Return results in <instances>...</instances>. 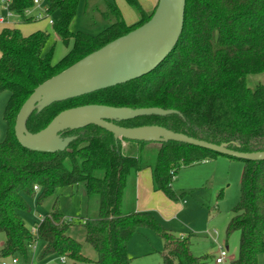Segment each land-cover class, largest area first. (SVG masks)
Returning <instances> with one entry per match:
<instances>
[{"label": "trees", "instance_id": "16d2710c", "mask_svg": "<svg viewBox=\"0 0 264 264\" xmlns=\"http://www.w3.org/2000/svg\"><path fill=\"white\" fill-rule=\"evenodd\" d=\"M46 1L47 12H59L52 23L55 32L65 45L72 40L57 63L51 60V50L44 51L47 32L23 35L16 27L0 31V92H9L2 116L5 135L0 137V232L5 236L0 256L17 255L25 260L31 246L41 241V256L57 254L59 260L64 256L74 264H132L128 240L140 228H150L164 240V264H199L200 258L190 252L188 237L174 235L150 211H124L122 200L130 177L146 166L152 169L154 189L176 199L171 183L178 168L221 154L167 141L158 143L151 161L142 155L148 142L123 140L138 146L137 155H127L121 140L96 125L63 131V137H73L63 151H33L16 140V114L38 84L140 26L154 11H145L138 0H125L138 16L128 24L117 5L106 1L114 21L89 34L69 30L79 0ZM31 5L32 0H11L8 9L30 20L33 17H26L25 12ZM259 73H264V0H186L178 42L153 70L115 86L53 102L40 111L35 109L25 124L34 133L60 111L85 104L159 107L175 112L114 122L125 127L159 125L214 144L227 143L230 149L241 152L264 150V84H248V77ZM242 161L239 198L226 227L227 233L239 232L238 253L230 264H264V160ZM78 183L98 201L94 217L78 218L85 241L95 250L94 260L83 254L81 243L68 233L74 219L64 217L55 205L34 226L35 231L20 215L21 210L29 209L26 197L36 191V205H41L58 187Z\"/></svg>", "mask_w": 264, "mask_h": 264}, {"label": "rangeland", "instance_id": "374dc122", "mask_svg": "<svg viewBox=\"0 0 264 264\" xmlns=\"http://www.w3.org/2000/svg\"><path fill=\"white\" fill-rule=\"evenodd\" d=\"M106 1L114 2L117 5L126 23L131 24L136 21L137 13L125 0H79L69 30L96 34L113 22L114 16ZM138 1L143 9H152V0ZM47 6L46 0H40L38 5H31L25 12L26 17L32 18L29 15L34 16L30 20H24L20 15L12 14L10 23L0 24V31L6 27H16L23 35L38 30L47 32L49 36L44 51L51 50V60L53 63H57L69 50L72 40H69L68 45H65L55 32L49 19H52L54 23L58 19L59 12L57 10L45 12ZM6 12V10L0 9V16L6 15ZM256 83L264 84V73L248 77L249 86L253 87ZM8 96L7 90L0 92L1 138L5 135L6 126L2 116ZM126 142L128 145H132L131 142ZM122 145L124 146V143ZM158 148L157 142H148L143 145L142 155L144 159L153 161ZM242 169V159L230 158L225 155H218L207 161L188 166H180L171 183V187L177 195L176 199H170L163 193L164 198H168L166 202H169L171 210L175 213L170 216L169 220H161L158 214L149 210L174 235L188 237L190 252L192 256L200 258L199 264H217L215 257L219 254V247L221 246L227 247L228 252V257L222 264H230L231 258L237 256L239 232L227 233L226 227L232 216V208L239 198ZM130 181L131 178L124 190L122 200L124 211L130 210L133 204L132 183L130 184ZM37 193L36 191L33 195L26 197L29 209L20 211L25 225L31 229L55 205V208L64 217L74 219V224L69 228L68 233L81 243L83 254L94 260L96 258L95 250L85 241V230L78 218L96 215L97 197L88 196L83 183L58 187L55 193L48 196L41 205H36ZM157 205L165 208L164 203ZM4 239V234L0 232V247ZM42 245L41 241L36 242L34 248L29 249V254L25 260L21 256L15 255L14 257L18 260L17 264H74L70 259L61 262L57 254L41 256ZM163 247V238L154 230L140 228L129 238L127 253L132 258V264H164L161 256ZM11 259L12 256H0V263L3 260L10 262ZM88 264L95 263L92 261Z\"/></svg>", "mask_w": 264, "mask_h": 264}, {"label": "water", "instance_id": "95a60500", "mask_svg": "<svg viewBox=\"0 0 264 264\" xmlns=\"http://www.w3.org/2000/svg\"><path fill=\"white\" fill-rule=\"evenodd\" d=\"M185 1L157 0L146 22L38 84L16 114L13 131L18 143L33 151H63L73 139L72 136L63 137V131L96 125L112 133L122 144L123 140L157 143L176 141L243 160H264V150L241 152L230 149L227 143L214 144L159 125L125 127L114 122L141 115L175 112L159 107L85 104L60 111L37 132L32 133L26 128V120L35 109L40 111L53 102L115 86L153 70L178 42L184 24Z\"/></svg>", "mask_w": 264, "mask_h": 264}, {"label": "crops", "instance_id": "0c3cea01", "mask_svg": "<svg viewBox=\"0 0 264 264\" xmlns=\"http://www.w3.org/2000/svg\"><path fill=\"white\" fill-rule=\"evenodd\" d=\"M157 0H152V9L146 10L147 12H150L154 9L156 5ZM0 9L5 10L4 8L0 7ZM7 14V13H6ZM12 14L8 17L6 15L0 16V24H8L10 23V18ZM30 16V15H29ZM3 19V20H2ZM138 19V17H137ZM136 19V20H137ZM134 143L132 145H128V142H124V146L122 145V151L124 154L127 155H137L138 149L137 145L134 146ZM207 161V160H206ZM203 162V161H202ZM130 184L132 186L133 191V204L131 209L135 211H153L156 214H158L161 218V220H169L170 216L174 214L175 212L171 210V206L169 202H166V199L164 198L163 192L159 190L154 189V182H153V176H152V169L150 166H146L137 172H135L131 177ZM168 201V200H167ZM153 203V204H151ZM165 204V208H161L160 205L157 204ZM2 244V243H1ZM234 258V257H233ZM232 259V258H231Z\"/></svg>", "mask_w": 264, "mask_h": 264}, {"label": "built area", "instance_id": "2783aa9c", "mask_svg": "<svg viewBox=\"0 0 264 264\" xmlns=\"http://www.w3.org/2000/svg\"><path fill=\"white\" fill-rule=\"evenodd\" d=\"M11 0H0V7L4 8L7 12L6 17L10 16L12 14L11 11H9L8 6L10 4ZM40 3V0H32V4L33 5H38ZM47 11V9H45V12ZM32 17H34L33 15H30ZM37 17V16H35ZM39 17V15H38ZM3 20V19H2ZM50 23H53L52 19H49ZM69 220H73L72 218H68ZM32 230L35 231V227H32ZM214 233H216V231L214 230ZM31 247L34 248V245H32ZM228 257V252H227V247H219V254L215 257V262L217 264H222L224 262V260ZM66 260V258L64 256H62L60 258L61 262H64ZM18 260L16 257H12L11 261H2L0 264H17Z\"/></svg>", "mask_w": 264, "mask_h": 264}]
</instances>
